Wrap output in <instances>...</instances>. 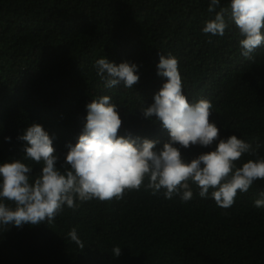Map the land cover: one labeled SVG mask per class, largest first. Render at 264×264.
Returning a JSON list of instances; mask_svg holds the SVG:
<instances>
[{
	"label": "trees",
	"instance_id": "16d2710c",
	"mask_svg": "<svg viewBox=\"0 0 264 264\" xmlns=\"http://www.w3.org/2000/svg\"><path fill=\"white\" fill-rule=\"evenodd\" d=\"M207 5L208 0H0V162L23 158L26 142L18 137L36 123L53 138L59 167L86 123V105L105 94L119 105V135L156 140L162 147L168 131L155 117L145 118L139 105L154 102L167 79L156 66L169 53L179 61L189 101L212 102L209 119L220 136L236 134L260 145L258 155L264 156V48L250 60L242 57L234 25L223 37L204 34V22L214 16ZM228 5L221 0V7ZM101 57L117 65L136 63L139 81L131 89H106L95 69ZM214 147L193 145L181 153L190 161ZM25 163L39 174L41 165ZM192 187L189 202L141 189L122 201L93 200L75 211L65 206L49 224L9 225L0 229V264H264V207H254L264 181L238 194L229 209L200 198ZM73 228L83 249L68 237ZM117 245L119 257L111 251Z\"/></svg>",
	"mask_w": 264,
	"mask_h": 264
},
{
	"label": "clouds",
	"instance_id": "9594fccd",
	"mask_svg": "<svg viewBox=\"0 0 264 264\" xmlns=\"http://www.w3.org/2000/svg\"><path fill=\"white\" fill-rule=\"evenodd\" d=\"M207 11L214 16L204 22V34L223 37L234 25L241 37L238 44L242 57L250 60L258 48H264V0H229L228 7H221V0H208ZM156 67L157 75L167 79L154 95V102L139 107L145 118L155 117L160 122L169 140L157 148L156 140L119 135V105L107 94L86 105V123L75 145H68L59 167L53 138L42 125H30L18 137L26 142L23 158L0 162V229L49 224L65 206L75 211L80 204L93 200L122 201L141 189L166 200L178 197L189 202L195 185L200 198L212 199L218 207L229 209L238 194L247 193L256 181H264L260 145L254 146L236 134L220 136V127L209 119L212 102L206 98L190 102L184 94L175 56L161 55ZM95 69L106 89L121 84L131 89L140 79L138 65L127 61L117 65L101 57L95 61ZM4 140L11 142V137ZM193 145L215 147L189 161L181 149ZM245 155L255 158L245 162ZM25 161L41 165L39 174L33 175V167ZM259 196L254 201L257 208L264 207V192ZM68 237L80 249L85 247L76 228ZM111 251L119 257L121 247L114 246Z\"/></svg>",
	"mask_w": 264,
	"mask_h": 264
}]
</instances>
